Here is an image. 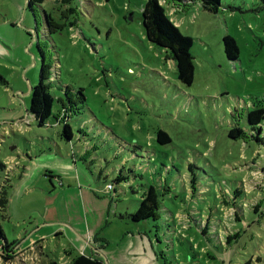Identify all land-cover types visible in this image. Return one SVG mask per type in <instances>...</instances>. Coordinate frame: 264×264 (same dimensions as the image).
Here are the masks:
<instances>
[{
	"label": "rangeland",
	"instance_id": "374dc122",
	"mask_svg": "<svg viewBox=\"0 0 264 264\" xmlns=\"http://www.w3.org/2000/svg\"><path fill=\"white\" fill-rule=\"evenodd\" d=\"M28 1L0 0V189L7 191L0 225L10 244L25 247L32 241L19 250L16 263L38 264L33 240L41 235L50 255L61 256L58 264L66 262L63 257L69 253L77 256L63 252L69 247L67 234L57 240L47 227L62 221L63 230H72L70 221L84 233L82 203L76 206L71 196L57 193L55 177H63L65 184L71 174L93 193L91 201H85L91 228L104 200L110 201L111 222L115 212L135 211L149 184L161 193L163 211L174 214L178 226L190 212H196L198 221L213 214L223 223V213L231 212L226 208L236 200L247 226L238 223L240 238L222 248L192 221L186 239H181L159 218L151 219L158 226L155 233L169 246H163L159 261L214 264L208 257L213 253L218 264H264V216L254 213L250 204L256 193L264 197V143L228 136L233 127L248 133L247 112L264 108L261 0H222L217 13L205 11L200 0L165 5L174 25L192 38L194 79L189 85L177 79L169 52L146 39L141 23L145 0H43L32 9ZM70 4L75 12L68 13ZM44 13L62 27L49 33ZM73 19L76 24L70 27ZM43 28L46 34L41 37ZM227 34L237 42L236 60L225 55L222 38ZM38 44L51 63L46 81L55 97L46 120L51 126L38 125L28 111L31 87L40 78ZM79 89L84 100L69 121L73 136L67 140L63 125L55 124L57 99L67 103V96L74 97ZM159 129L168 133L170 142H156ZM145 145L152 146L148 162L133 154ZM80 150L88 153L87 159ZM119 169L126 180L117 183ZM107 183L112 184L109 194L101 192ZM166 186L170 191H164ZM237 187L243 192L234 197ZM159 214L164 215L161 210ZM83 239L91 245L90 239ZM213 246L223 252L212 251ZM0 264L8 263L0 257Z\"/></svg>",
	"mask_w": 264,
	"mask_h": 264
},
{
	"label": "trees",
	"instance_id": "16d2710c",
	"mask_svg": "<svg viewBox=\"0 0 264 264\" xmlns=\"http://www.w3.org/2000/svg\"><path fill=\"white\" fill-rule=\"evenodd\" d=\"M43 0H29L28 6L30 9H32V5L35 3H41ZM63 3H69L71 0H60ZM170 1H178V0H145V3L142 7L141 11V23L144 28L145 37L148 41L151 43L167 50L169 52V57L173 60L174 65L176 67V74L177 79L183 83V84H191L194 79V63H193V57L190 52V49L192 47V38L183 35L178 27L174 25V23L170 20V18L167 16L165 12V5L168 4ZM201 7L208 12L211 13H217L219 8L222 7V0H200ZM262 2V8L264 9V0H261ZM68 13L75 12L76 9L73 8V6L70 4L67 9ZM44 20L43 23L44 27H46L47 31L49 33L55 32L56 30L60 29L62 27V24H56L54 20L51 18V16L44 13ZM75 19L68 22V25L71 27L72 25H75ZM65 25V24H64ZM35 30H38L37 28ZM41 37H44L45 29L43 28V32L40 33ZM39 35V30H38ZM39 38V36H38ZM223 45H224V52L226 57L229 60H236L239 55V48L237 45L236 40L229 34L224 35L222 38ZM38 50L42 57V64L40 69V78L39 81L31 87V100L29 104L28 111L32 114L34 117V120L38 123V125H46L51 126V124L46 123V120L49 118L52 112V104L54 102V95L50 92V85L46 82L49 77V69L51 67V63L46 61L45 53L41 49L40 44L37 45ZM69 89L67 90V92ZM69 94V93H66ZM74 97L72 98L68 95L67 96V103L63 102L60 98L57 100L60 102V107L58 108L57 113L55 114L56 119V125L62 124V133L66 137L67 140H71L73 133L72 128L69 124V121L74 113L75 108H78V102H82L84 100V96L82 93V89L77 90L73 93ZM248 124L250 125L249 132L246 133L242 128L239 127H233L228 131V136L234 139H237L239 137H242L244 139H251L255 142L264 143V108L263 107H257L252 110H249L246 115ZM170 136L168 133L162 129H159L156 133V142L160 144H165L170 142ZM136 146V145H135ZM151 145H145L144 147L140 148L142 149L141 152L137 153L136 151H133V154L139 159L145 160L146 162L151 161L153 159L150 149ZM71 154H73V151H71ZM254 155V153H252ZM192 164L189 165V168L192 169ZM247 168L252 172V165H248ZM263 169V170H262ZM261 171L263 172L264 177V168H261ZM118 175L115 179L117 183H120L121 181H125L126 175L122 173V170H118ZM192 180L191 182L194 183L195 176L192 173ZM56 179L61 182L59 186L62 185V180L60 177H56ZM110 184V183H107ZM106 184V185H107ZM106 185L104 186L103 192L105 194H109L110 190H106ZM112 186V184H111ZM112 189V188H111ZM164 191H170L169 187H165ZM243 190L240 187H237L235 190V195L240 196L242 194ZM160 196L161 193L158 191V189L153 185L149 184L146 186V189L142 195V198H140L137 209L133 212H124V213H113V217L117 219H126L131 222H140V221H148L151 224L149 234H153L156 243L157 250H158V257L160 259H163V246H166L169 248L167 243H163L161 238L159 237V234H156L155 232L157 230V227L152 224L151 219L156 220L160 219L162 223L168 227V232L171 233L173 231L174 234H178V238L186 239L185 230L187 228V224L192 221L194 222L195 226H197V229L201 232V234L205 237H214V239L219 242L221 245V248L226 245H231L232 242L236 243L238 239L240 238V229L238 228V223H243V225H246V222L243 218V216L238 212L236 209V205L228 206L226 209L228 210L231 208V212L223 213V223L219 221L217 223V220L219 219L218 216L215 215H208L206 217L205 222H203L202 219L198 221L195 218L196 212H190L188 214L184 213L182 216V220L180 221V226L177 225V221H175L174 214L169 213L168 211L164 210L160 203ZM256 199L251 200V208L256 214H262L264 216V197H260L255 194ZM263 196V194H262ZM7 204V191L5 188L0 189V210H3ZM159 210L163 212L164 215L159 214ZM117 214V215H116ZM116 215V216H114ZM119 216V217H118ZM256 222H259V218L256 219ZM154 229H156L154 231ZM176 229L178 231H176ZM211 229V230H210ZM211 231V232H210ZM250 236L253 238V234L250 230ZM15 243H9L5 233L0 225V257L3 258V260L8 261L9 258L6 254H8L9 249L14 245ZM200 244V242L198 243ZM196 247L190 246V249L193 253L196 252ZM201 249H203L201 247ZM214 249V246H213ZM204 251V250H203ZM212 251L223 252L218 249H214ZM200 254V252H199ZM198 254V255H199ZM208 254V253H207ZM197 255V256H198ZM220 255V254H219ZM208 257L212 260L214 259V264H218V261L216 260L217 257L213 253H209ZM191 262V258L189 259ZM71 264H101V261L95 258L86 257L84 255H78L75 258H73Z\"/></svg>",
	"mask_w": 264,
	"mask_h": 264
},
{
	"label": "crops",
	"instance_id": "0c3cea01",
	"mask_svg": "<svg viewBox=\"0 0 264 264\" xmlns=\"http://www.w3.org/2000/svg\"><path fill=\"white\" fill-rule=\"evenodd\" d=\"M80 152L83 159H87L86 157H88V153H84L82 150H80ZM85 161L87 162V160ZM72 176L73 175L70 174L65 177L68 179L65 184L63 177L56 176L60 177L62 180V185L57 193L63 194L65 197L71 196L74 202L77 203H75L76 206L82 203V212L86 219V228L83 227L84 233H82L77 226L72 222L67 221L72 227V230L77 232L78 236H81L80 240H75L77 234L75 233V235L69 228L63 230V225L61 224L62 221H52V223L57 224L47 226L52 229L51 233L55 235L54 238L57 240L65 236L63 233L67 234L66 236L69 247H66L67 249L63 252L69 253L73 251L72 253L77 254V256L84 255L90 258H98V260L101 261V264H161L159 261L160 258L158 257L156 243L149 234L151 224L148 221L132 224L129 220L117 218H112L111 222L108 221L110 217V201L107 202V200H104V204L100 205L102 209L99 208L98 214H95L94 212V222L91 228L87 219L85 201L89 200V198V201H91L93 193L88 185H82V181H78V177L76 178ZM52 179L53 178H50V182L53 188H55ZM103 189L101 190L102 193ZM103 199H105V197H103ZM92 212L93 211L90 209V215H92ZM79 214L81 215L80 209ZM117 231L118 233H116ZM84 237L90 239L89 243H91V245L84 242ZM33 241L35 245L34 252L38 255V264H58L57 260H59L61 256L59 259H56L50 255L51 248L49 246H44L45 238L43 235ZM27 245L24 247L15 243L9 249L8 253L10 256L6 263L17 264L16 262L19 261V250L25 249L28 247ZM55 253L58 254L56 249ZM72 256L73 255L69 253V255L63 257V260L66 262L62 261V263L59 264H71L73 260ZM32 264H36V262Z\"/></svg>",
	"mask_w": 264,
	"mask_h": 264
},
{
	"label": "built area",
	"instance_id": "2783aa9c",
	"mask_svg": "<svg viewBox=\"0 0 264 264\" xmlns=\"http://www.w3.org/2000/svg\"><path fill=\"white\" fill-rule=\"evenodd\" d=\"M60 183H61V182L59 181V184H60ZM111 188H112L111 184H107L105 189L109 191V190H111Z\"/></svg>",
	"mask_w": 264,
	"mask_h": 264
}]
</instances>
